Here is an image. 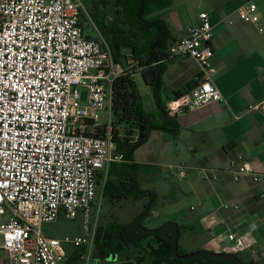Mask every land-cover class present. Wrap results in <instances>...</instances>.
<instances>
[{
	"label": "built area",
	"instance_id": "obj_1",
	"mask_svg": "<svg viewBox=\"0 0 264 264\" xmlns=\"http://www.w3.org/2000/svg\"><path fill=\"white\" fill-rule=\"evenodd\" d=\"M237 15L264 39L257 0H248ZM83 19H90L83 0H0V252L12 264H67L74 253L73 264H96L98 217L95 223L90 217L99 176L106 180L112 164L127 162L117 149L112 113L113 86L125 71L117 67L110 41L85 36ZM213 39L214 26L203 12L170 46V57H191L201 67L198 84L169 106L171 116L224 101L214 83ZM81 88L88 91L85 104ZM248 111L264 115V100ZM102 112L108 114L105 123ZM128 138L135 143L139 132ZM169 170L178 180L188 176L184 164ZM201 172L205 178L214 171ZM231 172L236 182L244 176L264 181L249 162L233 161ZM232 208L241 221L244 210ZM61 215H81L83 234L47 237L42 226ZM226 240L244 245L238 231ZM66 244L76 249L72 255Z\"/></svg>",
	"mask_w": 264,
	"mask_h": 264
},
{
	"label": "crops",
	"instance_id": "obj_2",
	"mask_svg": "<svg viewBox=\"0 0 264 264\" xmlns=\"http://www.w3.org/2000/svg\"><path fill=\"white\" fill-rule=\"evenodd\" d=\"M173 1L174 6L165 17L174 41L187 35L201 13L210 16L214 26L211 62L217 69L214 83L224 101L174 117L179 125L175 134L162 130H154L150 134V138L158 134L161 148L170 147L176 158L187 162L188 169L194 171L198 178L189 182L191 191L187 188L180 190L182 194L187 191L197 203L190 206L188 213H174L171 221L187 227L181 241H188V237V245L199 243L197 251L238 254L245 261L264 264V181L257 182L252 176H244L236 182L231 172L233 161L237 165L249 162L257 175H264V115L248 111L251 105L264 100V39L253 25L244 23L237 15L239 7L248 0ZM257 4L260 23L264 26V0H257ZM229 21L233 24L230 25ZM122 53L117 67L126 71L134 66H130L131 50L124 49ZM200 77L201 67L195 59L168 58L162 77V97L167 108L179 99L175 96L177 92L187 95V86L198 83ZM147 90L153 103L150 101L151 108L145 109L153 111L152 90L149 86ZM102 114L105 118L102 122L105 123L108 114ZM136 152L134 159L137 164L154 165V160L138 161ZM202 168L214 172H209L204 178ZM232 204L244 210L241 221L236 219ZM228 205L230 207L226 208ZM213 220L217 224L212 225ZM251 223L256 225L255 230L249 228ZM236 231L244 236V245L227 243V234ZM68 253L72 255L74 252ZM0 264H12L4 251L0 252Z\"/></svg>",
	"mask_w": 264,
	"mask_h": 264
},
{
	"label": "trees",
	"instance_id": "obj_3",
	"mask_svg": "<svg viewBox=\"0 0 264 264\" xmlns=\"http://www.w3.org/2000/svg\"><path fill=\"white\" fill-rule=\"evenodd\" d=\"M88 1V0H87ZM90 7V19L100 35L110 41L115 62L119 63L124 49L131 50L135 65L126 70L113 86L112 113L117 149L124 153L125 163L112 164L106 180L100 175L102 196L113 202L141 201L149 199L145 210L131 223L115 222L108 227L99 226L95 240L96 249L112 255H122L124 264H253L238 254L196 251L191 258L180 241L187 227L169 221L157 229H149L145 221L150 217L157 200L156 193L142 190L138 177L152 166L137 164L136 150L147 142L154 130L175 134L178 122L168 111L162 97L165 61L170 58L169 49L175 42L171 36L166 13L174 6L173 0H83ZM111 9L114 20L109 23L107 11ZM84 25V22L82 23ZM84 28V26H83ZM141 72L144 82L152 90L155 109L147 111L135 76ZM198 83L190 84V92ZM184 92H177L181 97ZM139 132V139L130 143V136ZM122 135V139L118 136ZM127 136V138H126ZM105 180V182H104ZM178 247V252H177ZM78 260L74 253L67 264Z\"/></svg>",
	"mask_w": 264,
	"mask_h": 264
},
{
	"label": "rangeland",
	"instance_id": "obj_4",
	"mask_svg": "<svg viewBox=\"0 0 264 264\" xmlns=\"http://www.w3.org/2000/svg\"><path fill=\"white\" fill-rule=\"evenodd\" d=\"M86 2L88 3L89 0ZM186 12L185 8H181ZM90 15L89 5L86 8ZM111 9L107 11L108 21L111 23L114 20V16L111 13ZM85 36L92 40H99L100 33L91 19H83ZM126 51V50H125ZM131 59V58H130ZM135 65L134 61H130V66ZM135 80L138 84L139 91L144 96V105L146 109L151 108V97L148 95L147 86L144 82L141 73L135 76ZM82 102L86 103L88 91L85 88H81ZM151 101V102H150ZM105 120L104 114H101V121ZM156 133V132H155ZM154 134L152 138H149L147 142L141 145L136 152V158L138 161L142 160H154V165L140 178V187L142 190H148L156 193L157 200L155 201L154 208L151 211L150 217L145 221V226L149 229H157L163 226L166 222L171 221L174 213H188L190 206L197 203V201L187 191L182 194L181 189H188L189 182L193 179H198L197 174H194L189 169L187 170L188 179L178 180L174 178L169 170L170 166H176L184 164L188 167V163L180 161L176 158V154L169 148L162 149L160 146V138ZM197 181V180H196ZM191 191V189H188ZM103 186L97 188V206L92 208L91 211V223H95L96 217H98L97 224L99 226L108 227L115 222L121 224H129L135 220L144 210L149 199L141 201H123L113 202L108 199H104L102 196ZM187 194V195H186ZM172 216V217H171ZM183 222V221H180ZM83 218L81 215L76 220L66 219L64 215H61L57 222L47 223L42 226V231L47 237L57 238L64 240L66 237H76L83 234ZM192 237L195 234H191ZM187 236V235H186ZM185 236V237H186ZM182 239L180 241L183 249L187 252L197 251L199 243H190ZM65 248L68 252H74L76 249L66 244ZM95 254V253H94ZM96 264H124L123 256L120 255L115 260L114 255L107 256L106 252L96 251L94 257Z\"/></svg>",
	"mask_w": 264,
	"mask_h": 264
},
{
	"label": "water",
	"instance_id": "obj_5",
	"mask_svg": "<svg viewBox=\"0 0 264 264\" xmlns=\"http://www.w3.org/2000/svg\"><path fill=\"white\" fill-rule=\"evenodd\" d=\"M177 252H178V247H177ZM195 254H197V252L190 253V254L183 255V256H180V255L178 254V256H180V257L183 258V259H187V258H191V257H193ZM107 256L109 257V256H111V254H107ZM117 257H118V255H114L115 260L117 259Z\"/></svg>",
	"mask_w": 264,
	"mask_h": 264
},
{
	"label": "flooded vegetation",
	"instance_id": "obj_6",
	"mask_svg": "<svg viewBox=\"0 0 264 264\" xmlns=\"http://www.w3.org/2000/svg\"><path fill=\"white\" fill-rule=\"evenodd\" d=\"M180 256H183V255H180ZM180 256H179V257H180Z\"/></svg>",
	"mask_w": 264,
	"mask_h": 264
}]
</instances>
